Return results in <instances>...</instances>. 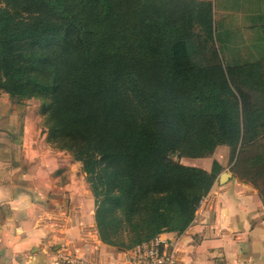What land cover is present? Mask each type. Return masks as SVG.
<instances>
[{"label": "trees", "instance_id": "obj_1", "mask_svg": "<svg viewBox=\"0 0 264 264\" xmlns=\"http://www.w3.org/2000/svg\"><path fill=\"white\" fill-rule=\"evenodd\" d=\"M194 22L214 34L212 2L0 0V72L13 94L50 98L49 138L103 196L105 244L117 213L141 240L126 251L189 227L222 166H183L176 152L198 159L231 147V171L264 203V63L224 67L192 42Z\"/></svg>", "mask_w": 264, "mask_h": 264}, {"label": "crops", "instance_id": "obj_2", "mask_svg": "<svg viewBox=\"0 0 264 264\" xmlns=\"http://www.w3.org/2000/svg\"><path fill=\"white\" fill-rule=\"evenodd\" d=\"M197 1L213 3L224 67L264 63V0ZM29 104L0 97V264H50V253L64 245L88 260L132 264L128 253L101 241L90 191L73 173H61L67 163L48 153L41 114ZM191 162L186 166L209 172L213 161ZM226 173L230 179H217L183 234L158 236L181 237L179 264H264L263 199L251 183Z\"/></svg>", "mask_w": 264, "mask_h": 264}, {"label": "rangeland", "instance_id": "obj_3", "mask_svg": "<svg viewBox=\"0 0 264 264\" xmlns=\"http://www.w3.org/2000/svg\"><path fill=\"white\" fill-rule=\"evenodd\" d=\"M162 2L167 3L172 6L173 4L176 5L178 3V0H162ZM179 5L182 7V11L185 6H188V7L194 6L195 10L197 8L196 3L194 5L193 3H190V2H180ZM20 17L25 18L24 15H21ZM188 19L189 18L187 16L186 20ZM185 30L188 31L192 39V42H194V44L196 45L199 51L206 54L207 56L213 55L214 53L213 50H216L215 45H214V34L209 35L208 33L205 32L204 28L201 25L195 22L192 23L191 27L187 26ZM23 48L25 49L26 46H24ZM3 73L4 72L2 70L0 72V79L2 81V87L0 88V97L9 99L10 101L18 103L20 105H26L28 104V102H31V101L33 102V104H29V105H35L36 110L38 109L39 113L41 114L40 120L38 122L39 128L41 129V133L42 134L44 132L48 133V136L46 139L47 141H45L48 147V149L46 147V149L48 150V153L56 156L57 158L59 157L63 159V161L67 163V166H65V168L61 170V173H64L65 175L64 177H67L66 173H69V172L73 173V175L77 177L76 180L81 181V186L84 189L90 191L92 198H93L94 211L96 212L97 201H101L103 199V196H101L98 200L94 196L91 185L89 184L87 180L88 176L85 173L83 162L77 159L73 151L69 149H62L63 143L59 142L58 140L49 138V129H50L49 113L48 112L46 114L43 113V108L44 107L47 108L50 105L51 103L50 98H37L29 94H26V95L13 94L14 88L12 87L11 83L6 80ZM231 155H232L231 147L220 145L215 149V151L211 155L203 157V158H198V159H208L210 161H214L215 159L218 158L220 161L224 163V169H226V171L224 172L226 173L228 171H231V166H230L232 164ZM228 158L230 159L229 164L226 161V159ZM171 159H173L176 163H179L183 166L192 164L191 161L194 160V158L185 156L184 154L180 152L171 154ZM196 165L200 166V164H196ZM201 165L203 166V164ZM64 181H66V179ZM117 219H119V221ZM121 221H122V218H121L120 213L115 214V221H113L112 225L110 226L112 227V229H110L111 244L110 245L106 244V245L110 246L111 248H114L115 251H118L120 253H127L126 252L127 249L135 246V244L139 243L141 240L139 236L133 233H129L127 229H124L125 230L124 232V230L120 228ZM138 221H141V220H138ZM95 223H96V219H95Z\"/></svg>", "mask_w": 264, "mask_h": 264}, {"label": "built area", "instance_id": "obj_4", "mask_svg": "<svg viewBox=\"0 0 264 264\" xmlns=\"http://www.w3.org/2000/svg\"><path fill=\"white\" fill-rule=\"evenodd\" d=\"M180 244V236L169 240L156 237L126 252L132 264H179ZM50 254V264H103L100 261L81 257L79 252L70 245L59 247Z\"/></svg>", "mask_w": 264, "mask_h": 264}, {"label": "water", "instance_id": "obj_5", "mask_svg": "<svg viewBox=\"0 0 264 264\" xmlns=\"http://www.w3.org/2000/svg\"><path fill=\"white\" fill-rule=\"evenodd\" d=\"M230 179V175L228 173H222L219 177V181L221 183H225L226 181H228Z\"/></svg>", "mask_w": 264, "mask_h": 264}]
</instances>
